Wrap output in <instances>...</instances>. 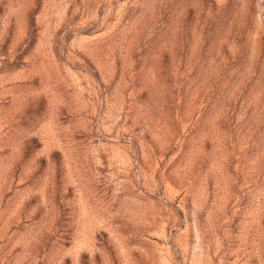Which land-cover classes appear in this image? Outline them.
Wrapping results in <instances>:
<instances>
[{
	"label": "rangeland",
	"instance_id": "1",
	"mask_svg": "<svg viewBox=\"0 0 264 264\" xmlns=\"http://www.w3.org/2000/svg\"><path fill=\"white\" fill-rule=\"evenodd\" d=\"M0 264H264V0H0Z\"/></svg>",
	"mask_w": 264,
	"mask_h": 264
}]
</instances>
